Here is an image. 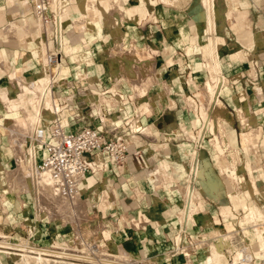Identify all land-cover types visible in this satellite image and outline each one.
Segmentation results:
<instances>
[{"label":"crops","instance_id":"obj_1","mask_svg":"<svg viewBox=\"0 0 264 264\" xmlns=\"http://www.w3.org/2000/svg\"><path fill=\"white\" fill-rule=\"evenodd\" d=\"M192 3L193 0H186L182 6L175 7L158 1L148 6V14L153 18L151 22H142L141 15L121 17L117 13L118 22H105L103 17L85 30L76 28L63 17L64 32L61 37L80 57L74 62L75 65L79 68L86 66L85 78L90 77L93 82L95 80L93 89L107 90L105 95L111 98L107 105L101 104L106 112L103 118L107 121L103 131L107 138L112 139L117 135L110 131L108 122L117 120V123H121L125 115L136 120L131 136L126 127L121 128L129 144L126 160L118 164L108 163L100 171L86 175L84 180L87 179V182L81 185L86 218L80 222V228L86 237H90L91 232H98L105 227L116 244H121L131 256H144L149 260H155L161 239L170 237L178 229L181 205L186 210V221L192 217L203 222V214L194 212L212 210L211 204L200 191L209 186L202 185L195 173L201 165L210 174L203 165L205 160L222 156L219 164L216 162L219 174L222 169L220 166L226 163L223 157L229 155L221 145L219 123L223 126L229 147L237 152L242 162L252 158V165L255 164L254 153H249L241 137L240 142L245 151V155H242L237 135L233 133L236 131L235 125H246L241 123L240 109L236 112L239 106L245 104L239 96V90L244 91L248 99L251 108L249 118L254 112H260L264 126V0H215L214 28L208 31H205L206 21L200 0ZM129 8L132 7L125 6L122 13L130 15L127 11ZM7 10L5 12L8 15L16 11L9 6ZM193 14L200 15V19L195 20ZM65 25H70L68 33ZM81 36L86 38V42ZM208 37L215 68L227 80L224 88L230 94V103L219 99L210 105L215 134L213 137L203 135L207 143L197 149L186 135L176 130L182 123L183 129L190 136L193 135L184 125L191 119L195 124V118L187 108V103L185 106L183 95H194L200 85L203 86L211 77L205 66L207 59L202 54V46ZM53 47L57 48V43L54 42ZM149 49L156 54L150 57ZM184 49L187 51L184 52ZM122 51H127L123 58ZM83 53L88 56L89 66L82 59ZM127 54H130L129 57H126ZM148 77L153 81L144 89L141 84ZM257 86L261 90L260 96L257 95ZM2 87L6 86L0 85V91ZM6 88L10 94L9 87ZM120 93L125 95V100ZM229 107L232 112L228 110ZM5 115L4 111L0 113V187L10 192L7 189L6 171L15 167V151L5 135L4 127L8 125ZM51 116L47 114L44 117L48 120ZM90 122L78 124L74 128L84 125L100 127L98 119ZM226 127H231L228 133ZM135 128H141L142 131H134ZM259 147L262 148L261 151L259 149V157H264V134L259 139ZM195 161L196 166L193 167ZM161 172L169 178L167 181H163ZM210 184V187L217 188L216 180ZM262 184L264 186V182ZM179 185L192 189L193 195L196 191L200 193V198L194 200L187 209L185 205L183 207ZM247 188L250 189V185ZM15 199L17 204L21 201L26 208V197H19L18 201L14 195L11 201L16 202ZM138 216H141L145 225H125L124 217L127 220ZM70 229L67 232L71 236Z\"/></svg>","mask_w":264,"mask_h":264},{"label":"rangeland","instance_id":"obj_2","mask_svg":"<svg viewBox=\"0 0 264 264\" xmlns=\"http://www.w3.org/2000/svg\"><path fill=\"white\" fill-rule=\"evenodd\" d=\"M57 1L58 0H54L53 5H52V7L56 9L57 13L59 12L64 13L65 15L62 16V18L64 17L66 22H70V23L72 22V24L76 28L85 30L84 28H80V24H78L77 22L78 21L77 17H79V14H78L79 10L77 8L78 1H67L63 4H59L57 3ZM123 1H127V2L124 3ZM158 1L164 2L165 0H147V1L121 0L120 4L118 5L119 11L118 12L116 11V12L120 14L121 17L124 15H126L127 17L141 15L143 16V18L141 19L142 22L144 23L151 22L153 18L150 13L148 14L149 12L148 6L150 7V5ZM195 1L197 0H193V3H195ZM200 1H201L200 4L202 6V0ZM166 2L175 7H180L186 2V0H173L172 2H168L167 0ZM0 5L2 8L1 10L3 13L4 20L9 21L12 19H20V15L18 14L17 11L9 15L5 12V11H8L7 10L8 6L14 8L15 4L12 5V4L7 3L6 0H0ZM127 5L133 8V12L130 15L126 14L125 12L122 13V10ZM64 6H65V9H64ZM107 7L108 6L106 5L102 6V4L94 6V8H92L90 11L91 15H89L90 17H88L87 26L93 25L97 21L102 20L103 17H104L103 21L105 22H112V23L118 22L116 19L117 15L113 14L112 11H109L111 9ZM202 10H203L205 21H206L207 17H206V13L204 12L205 10L203 6H202ZM96 11H102V13H99V12L97 13ZM28 15L30 16V14ZM31 15L33 16V22L31 20V23L33 25L34 23H36V21L38 23V19L34 16L32 11H31ZM193 17L195 18V20L200 19L199 18L200 15L193 14ZM65 26H66L65 31H67L66 33H68L70 31V25H65ZM1 39L2 40L0 43V49H1L0 62L1 60L2 61L5 60L7 62V70H6V73L3 72L0 74V85L9 87L10 94L8 93V90L6 87H2L1 89H6L7 93L12 97L9 101L15 104L16 106H20L22 104H29L28 101L32 97H34V94H35L34 90H36L37 88L34 87L32 89L30 88L29 90V88L26 89V86H25V90L23 92L18 93L16 90V86L14 84V78H15L16 72L17 70H21V75L23 78L27 79L28 81L34 80L35 77L43 76L42 75L43 70L41 68L43 67L42 66L43 63L40 62V57L35 54L34 48L31 46L30 42H27L26 39H21V40L15 39L14 40L11 38L10 39L5 38L4 36H2ZM61 39H62V43L60 42L61 43L60 63L56 69L55 68L51 69L50 73L49 74L47 73V74L50 76V79L52 80V89H53L54 98L58 100L60 105H65L60 111L56 113V115L59 117L60 120H62V123H65L66 121L68 122L70 128H74L76 125L85 123L87 121L89 122L90 121L93 122V120L97 121V114H96L95 108L99 110V108L101 107V104L109 103V101H111V98L105 95L108 93L107 90H104V89L101 90L98 88L93 89L95 80L93 84H90L87 81V79L85 78V75L87 72V70L85 71L86 66H82L79 68L77 67V65H75L74 62H77V60H80V57L71 50L69 45L66 44V40L64 37H61ZM39 41L41 42L43 49L46 51V43L43 42L40 37H39ZM83 42H86V40ZM205 44L202 46V51H203L202 54L205 58L206 57L208 58L207 41ZM51 46H52V43H51ZM6 50L9 52H7ZM183 51L186 52L187 50L184 49ZM124 52H127V51L121 52L122 58H123ZM148 52L150 53L149 55L150 57L156 54L155 51H152L150 49ZM72 56H74L75 58L74 57L72 58ZM82 56H83L82 59H84L89 66V62L87 61L88 56L85 53H83ZM83 69L85 72L81 71ZM80 74H82V76H80ZM211 78H213L212 75L209 78L210 81H212ZM56 80L57 82H55ZM223 80H226V79H223ZM57 83H60L61 86L53 87ZM226 83H227V80L224 82V85L221 88V91L218 93L217 96L219 99H222L223 102L230 103V100L228 98L230 94H228L227 90L224 88ZM203 87L204 86L200 85L199 87L200 89L195 91L194 95H191V96L187 94L183 95V100H185L184 101L185 106H186L187 98L190 99L193 102V104L195 103L192 98H194V100H196L198 104L200 103V101L206 102V97L204 98L203 96V92H204ZM120 94L123 95V93H120ZM239 94L243 102H245L246 94L244 93V91L239 90ZM71 95H73L72 98L67 99L69 101L67 100H66L67 102L62 101L63 98L71 96ZM123 96L125 100V95ZM131 97H133V94L131 95ZM95 98L97 99V101ZM214 103H215L214 101L213 102L211 101V103L209 104V116H208L207 121H205L204 119L200 117V119H198V121H196L195 124L192 123V119L184 124L186 129H189L192 131V133L196 136V139L191 137L183 129L182 123L178 125V128L176 130V132L186 135L187 138H189L192 145L196 146L197 149L199 147L204 146L207 143L204 141L205 138L203 137V135L209 134L211 137H213L215 134L214 123L213 125L210 123V122H213L212 114H211L212 106L210 108V105ZM245 104L243 106H239L236 109V112L238 109H243L244 107H246ZM1 105L2 103L0 101V107ZM98 105H99V108L97 107ZM29 108L31 112L29 113L28 116L31 117L32 114H34V111L32 107L29 106ZM228 110L231 111V108L229 107ZM3 111H4L3 108H0V113H3ZM15 113H16L15 110H11V112L5 113V114H7L8 116H12ZM250 113L251 112H249V115ZM7 115H5L6 118H7ZM249 115L247 117V121L245 122L246 125H243V126L235 125L234 128L236 131L233 132L232 130V132L237 135L238 145L241 147V151L243 150L242 155H245L244 147L242 145V142H240L241 133L243 131L247 130V128H250V127L259 128L260 131L258 132V135L256 136L258 144H259V139H262L263 134H264V126L262 125V121L260 117L261 113L254 112V114H252L250 118H249ZM234 119L236 121L235 116H234ZM9 121L10 119L8 118L7 123H9ZM228 128L231 129V127H228ZM228 128L226 127L225 129L227 130V133L229 132ZM118 129H115L113 132L117 133V135H121L122 131L124 132V130H122L120 127H118ZM7 134H8L7 137H9L8 139L10 140V144L14 148V151H15V148H16L15 146L19 148V144L18 142H15V138L13 136L10 138L9 132L5 129V135ZM27 145H28V142L27 143L25 142L22 148L21 149L19 148V149L25 151V149L27 150ZM259 149L260 151L262 150L261 147H259ZM249 153L250 154L252 153L251 149L249 150ZM39 154H40V151L38 153V157H39ZM226 155L224 157V159L226 158L225 159L226 163L220 167L222 169H225L226 167L227 170L228 169L233 170L235 172V175H233L234 179L232 175L227 174L226 169L224 170V174L222 173L219 174V169H218V166H216L217 164L216 162H218L219 164L222 156L209 159V161L207 160L204 161L203 165L204 167L206 166L205 168H207L210 174H208L203 169V167H200L201 169L204 170V172H206L205 175L208 176L207 180L209 184L215 180L218 183L217 188L208 187L205 190L204 189L200 190L201 193L203 194V198L208 203H210L212 207V210L203 209L204 213L201 212V210L194 212L196 214L197 213L203 214V222L200 219L195 220L192 217H191V220L186 221V218L184 217V214H186V210L184 208L182 209V205H181L180 207L181 211L179 213V220H178V229L176 230V232L171 234L170 237L168 236V237H164L161 239L159 248L157 249V254L155 255V260H149L144 256L134 257V256H131L129 253L126 256H130V257L137 258V259H145L149 262H155L156 264H179L181 262H184L187 256L189 255L195 264H205L204 259L206 258L207 254L212 253V257L215 258L214 263L221 264L227 259V257L233 258L236 250L238 249H242L246 247L247 250L251 249L250 251H252L255 242L258 241V234L253 230L251 226L245 225V227L242 228L243 226H241L239 221L241 217L243 216V211L238 205V201H236L237 199L234 197V195L236 194L238 190H242L245 193L246 203H248L249 205L257 204L258 207H260V213L263 216L260 213L258 216L260 217V219H263L264 221V186L262 184L264 182V157L260 156L258 157V159H256V157L255 158L253 157V161H255V164L252 165L253 163L251 161L252 158L247 159L246 162H242L241 158L236 157V160L233 161L230 158V156L227 157ZM38 157H37V160H38ZM233 162H234V165H233ZM195 166H196V161L193 167ZM161 175H162V172H161ZM161 177L163 181H166L163 176ZM192 178H193V174H192ZM13 185L14 186L9 185L8 187V184H7V189L10 192H7L6 188L2 189L3 186L0 187V193H1L0 195V201H1L0 202V232H3L5 234L11 230L19 232L20 230L22 231L28 228L26 224H30L32 227V230L34 231V236L37 238L36 240L39 242H42L43 244H49L52 240H55L57 242L66 241L70 238L69 237L70 234L67 232V229L71 227V225L74 223L75 220H73L72 218L71 219L67 218L63 220L62 222V218H60L57 215L56 216L54 215V218L53 216L48 217V215L45 214V212L41 211L37 206L36 196H35L36 193L34 191V188L31 187V188L21 189L22 187L19 188V186H17L16 184H13ZM249 185L251 187L250 189L247 188L249 187ZM178 188H180V185L178 186ZM181 188H185V187L181 186ZM179 192L183 195V196L181 195V197L183 198V207H184L186 196L182 193V191H179ZM13 194L16 196V198H18V201H20L19 197H22V198L26 197L25 199L26 208L23 206V204H21L22 203L21 201L19 202V204H17V199H15L16 202L11 201L14 196ZM193 198L194 200L200 198V193L196 191L195 195H193ZM216 216L218 217V219ZM85 218L86 216L84 215V217L79 218L78 222L85 221ZM125 218L126 217H124V221H125L124 223L128 227H140V226L145 225V223L141 221V216L134 217L133 219L129 218L127 220ZM237 218L239 221L237 220ZM217 231L220 233L229 232L228 234L230 235L231 241L233 244V247L229 248L230 251L228 248L225 247L223 251H220L217 254L213 253L214 245L212 244L214 241H216V239L213 238L210 234L212 233V235L214 236V234ZM174 239H176L177 243H179L178 245L180 248H178L177 251H176V247L174 244ZM116 240H119V239L117 238ZM199 240H201L203 244H205L204 243V240H205L206 243H208V245L207 244L201 245L199 243L201 241ZM261 242L262 243L264 242L263 237L261 239ZM262 243H261V247H262ZM117 247L118 245L116 244V250H117ZM181 248H183L182 253H180ZM259 256L255 257L253 259V263L251 264H258L257 260ZM16 260L18 261L20 259H17L15 258V256H12V255L2 254L0 258V264H13L14 261Z\"/></svg>","mask_w":264,"mask_h":264},{"label":"bare ground","instance_id":"obj_3","mask_svg":"<svg viewBox=\"0 0 264 264\" xmlns=\"http://www.w3.org/2000/svg\"><path fill=\"white\" fill-rule=\"evenodd\" d=\"M6 1L7 3L12 4V5L15 4L14 9L20 15V19H12L9 21L4 20L3 13L1 10L2 8L0 7V26H1L0 40L2 36L9 38V39L11 38L14 40L15 39L16 40L26 39L27 42H30L31 46L34 48L35 54L40 57V62L43 63L42 64L43 67H41L43 70L42 77L41 76L35 77L34 80L28 81L27 79L22 77L21 70H17L15 78H14V84L16 86V90L18 93L23 92L25 90V86H26V89L29 88V90L30 88L32 89L34 87L37 88L36 90H34V93H35L34 97H32L28 101V103L30 104V107H32L34 111V114L32 115V117L28 116L30 112V108L28 105L22 104L20 106H16L15 104L9 101L12 97L7 93L6 89H1L0 91V101L4 108V112L9 113L11 112V110L16 111V113L13 114L12 116H8L6 114L7 117L10 119V121L8 125H6V127L4 128L9 132L10 138L12 136L15 138V142H18L20 149L25 144V142L26 143L28 142L27 150L25 149V151L20 150L19 148H17V146H15L16 147L15 148V158H14L15 167L13 169H8L6 171V181H7L8 187L9 185L14 186L13 184H16L17 186H19V188L22 187L21 189H26V188H31V187L34 188V191L36 193L35 196H36L37 206L41 211L45 212V214H47L48 217L53 216L54 218V215L55 216L57 215L60 218H62V222L63 220L67 218H70V219L72 218L73 220L78 221L79 218L84 217L85 211H86V205H85L83 198L81 197V191H79V193L74 195L72 199L67 198L65 195H63L57 189L51 186L48 175L46 173H43L37 170L34 165V162L37 161L39 151H40L39 157L42 152L40 148H38L33 143L32 138H31L34 127L36 125H39L42 128L46 129L51 117L48 120H46L44 116L47 114L48 115L52 114V117H53L58 111H60L65 106V105H60V103L54 99L53 94H52V80L50 79V76L48 75L51 69L55 68L53 66L52 67L48 66L46 63L47 47L51 48L52 42L50 40L48 41V43L46 44V51H45L41 45V42L39 41V37L43 41L42 34H41L42 26H41L40 20L38 19V23L36 21L34 25L31 23V20L33 22V16L31 15L32 6L30 3H28L27 0H6ZM67 1H76V0H58L57 3L63 4ZM143 1H147V0H143ZM166 1L167 0H165L164 2ZM172 1L168 0V2H172ZM120 2L121 0H79L77 4V8L79 10V13H78L79 17H77L78 18L77 22L78 24H80V28H84V29L87 28L88 17L89 15H91L90 11L92 8H94V6L99 5V4H102V6L106 5L108 6L107 8L111 9L109 11H112V13L116 15V13L119 11L118 5L120 4ZM214 2L215 0H202V6L204 7V10H205L204 12L206 13V17H207L206 19L207 28H205L206 29L205 31H208L214 28L213 27L214 17H215ZM64 9H65V6H64ZM127 11L129 13H132L133 8H129L127 9ZM28 14H30V16ZM57 15H58L59 20L61 21V26L63 27L62 16L64 15V13L59 12L57 13ZM81 39L86 40L84 36H81ZM60 42L62 43V39L60 40ZM207 54H208V58L206 57L207 62H205L206 63L205 66L208 67L210 74L212 75L213 78H211L212 81H210L209 79L206 80L203 85L204 86L203 96L204 98L206 97V102L200 101V103L198 104V102L192 98L195 103L193 104V102L190 99L188 98L186 99L187 107L190 111H192L194 118H195V122L198 121L200 117L204 119L205 121L208 120L209 104L211 103V101L212 102L219 101V98L217 95L221 91V88L223 87L224 82L226 81V80H223L226 78L224 76L222 77L220 72L215 70L216 68H215V63H214L213 54H212L210 37H208L207 39ZM127 55L128 56L126 57H129L130 54H127ZM6 70H7V62L5 60L3 61L1 60L0 74L3 72L6 73ZM87 80L90 84H93L92 78L88 77ZM151 81L153 80L150 77L146 78L145 80L142 81V84H141L142 87L146 89V87ZM55 82H57V80ZM257 95L259 96L261 95V90L258 86H257ZM71 96H68L69 97L68 99H70ZM66 100H67L66 98L63 99V101H66ZM245 102H246L245 104L246 107L239 110V113H240L239 115L242 119L243 124L247 121L249 112H251V108L249 106L247 97L245 98ZM97 107L99 108V105ZM99 109H101V107ZM210 123L213 125V122H210ZM218 131L222 138L221 144L227 150V153L230 156V158L233 161H235L236 157H238L237 152H235L233 149H231V147H229V144L227 140L225 139V135H226L225 131L223 129V126L220 123L218 124ZM257 133H258V129L253 128V127L247 128V130L241 133V137L247 149L249 150L251 149L256 159H258L259 157V144L256 139ZM191 137L196 139V136L194 134L191 135ZM233 165H234V162H233ZM200 167H198V169L196 170L195 177L197 178L198 181L202 183V185L207 184V186L209 187L212 186L211 184L209 185V183H206V179L208 178V176L205 175L206 172H204V170L201 169ZM225 169L220 170L222 174H224ZM227 174H230L233 176L235 175V172L231 169H228ZM162 175L166 181L169 179L164 174V172H162ZM233 179H234V176H233ZM86 182H87V179L84 180L82 184L84 185ZM179 190L182 191V193L186 196L185 207L187 209L188 206L194 201L193 194H192L193 191L187 186L185 188H181L180 186ZM107 192H106V195L108 196ZM234 197L237 199L236 201H238V205L243 211V216L241 217L240 221L238 220L239 217L237 218V220L240 222L241 226H243L242 228H244L245 225L251 226L253 230L258 234V241L255 242L252 251H250L251 249L247 250L246 247L236 250L233 256V260L238 262L237 264H251L253 263V259L255 257L259 256V254L261 255V251L264 247V242L263 243L261 242L262 237L264 238V221L263 219H260V217L258 216L260 213V207H258L257 204L249 205L248 203H246L245 193L243 191H237ZM100 231H102L105 236H107L109 232L105 227H103L102 230ZM216 233L214 234L213 232L214 236L212 235V233L210 234L213 238L216 239V241H214L213 244L211 242V244L214 245L213 247L214 252L212 251L213 253L217 254L220 251H223L225 247L228 249L233 247L231 237L228 234L229 232L220 233L217 231ZM5 237L6 236L3 235V232H0V258L2 254L12 255L10 250L6 249V248H11L9 246H12V244ZM201 242L199 243L202 245L203 242L202 243ZM204 243L205 244L203 245H206V244L208 245V243H206L205 240H204ZM261 243H262V247H261ZM15 246L23 247L22 244H17V243H15ZM117 254L119 256H126L128 255V252L125 250V248H123L121 244H118ZM40 260H41L40 257H38L35 260H31L27 255L22 254L20 257V260L14 261L13 264H37L38 262H40ZM214 260L215 258L212 257V253H209L204 259V263L205 264H216L214 263ZM40 263L42 264V262ZM179 264H195V263L192 261V259L188 255L186 260Z\"/></svg>","mask_w":264,"mask_h":264},{"label":"built area","instance_id":"obj_4","mask_svg":"<svg viewBox=\"0 0 264 264\" xmlns=\"http://www.w3.org/2000/svg\"><path fill=\"white\" fill-rule=\"evenodd\" d=\"M30 2L32 13L40 20L43 41L46 44L49 40L52 42V47H47L46 63L57 68L61 60L60 40L64 30L56 9L52 7L53 0ZM54 42L57 43V48L53 47ZM56 86L60 87L61 84L57 83L53 87ZM95 109L100 127L84 125L80 128H70L68 122L62 123L55 114L49 120L46 129L36 125L31 135L33 143L42 151L39 159L34 162L36 169L46 173L51 186L69 199L81 191L87 174L100 171L108 163H123L128 155L129 144L124 138L125 134L116 135L112 139L107 138L103 131L107 121L103 118L106 114L105 109L102 107L99 110ZM135 123L136 120L126 115L121 123H117L116 120L108 122V126L110 131L126 127L128 133H131ZM134 131L142 129L135 128ZM26 226L27 229L19 232L11 230L3 233L12 244L9 246L11 248L6 249L17 259L25 254L31 260L40 257L42 264H156L145 259L119 256L116 242L109 234L105 236L102 231H98L91 232L90 237H86L78 221L71 225V236L68 240L59 242L52 240L49 244L37 241L31 225ZM15 243L22 244L23 247L15 246ZM174 244L177 251L180 247L176 239ZM182 250L183 248L180 249V253ZM40 262L37 264H41ZM237 263L232 257H227L221 264ZM257 263L264 264V247Z\"/></svg>","mask_w":264,"mask_h":264}]
</instances>
